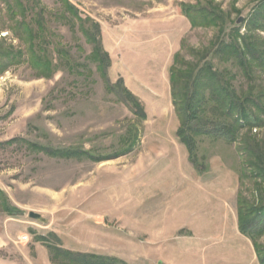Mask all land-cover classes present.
<instances>
[{
  "label": "rangeland",
  "instance_id": "1",
  "mask_svg": "<svg viewBox=\"0 0 264 264\" xmlns=\"http://www.w3.org/2000/svg\"><path fill=\"white\" fill-rule=\"evenodd\" d=\"M96 23L105 72L85 34ZM257 24L264 0H0V264H261L238 215L240 196L264 198V162L241 149L249 140L264 154ZM232 34L262 52L250 77L216 51ZM32 46L50 72L33 64ZM206 61L262 103L237 142L197 138L200 172L178 137L170 77ZM257 244L264 254V232Z\"/></svg>",
  "mask_w": 264,
  "mask_h": 264
},
{
  "label": "trees",
  "instance_id": "2",
  "mask_svg": "<svg viewBox=\"0 0 264 264\" xmlns=\"http://www.w3.org/2000/svg\"><path fill=\"white\" fill-rule=\"evenodd\" d=\"M66 7L75 17L80 18L78 10L69 4V2H66ZM203 19L206 18L203 16ZM254 28L264 29V24H257ZM93 31L86 30L85 34L91 42L95 43V59L100 63L102 70L105 72L110 66L111 60L109 54L103 49L102 40L100 39V24L96 23L93 26ZM36 37L35 33H33L31 41L36 40ZM233 37L235 42L222 41V43L218 44L216 51L223 49L227 55V59H234L244 73L250 77L252 68L250 57H252V52L254 53L255 51V55L253 56L255 60L260 58L259 56H261L260 54L262 52L257 50L259 56L257 55L256 48H252L249 38H244L242 45H240L239 39L235 37V34ZM34 49L35 46H32L30 49L33 64L38 69H42L41 71L45 69L50 72L53 65L52 59H49L48 56L37 54ZM177 61L179 63L178 56H176L175 64H177ZM170 82L175 110L181 122L178 137L187 146L190 160L200 172H204L206 165L199 160L197 138H223L229 143H235L239 138L241 130L248 127L251 128L253 123L256 124L255 122H258V117L255 116L252 110L254 106L261 105V97L259 95H257L258 97L247 95L244 98L238 96L230 87V83H227L224 73L222 74L217 71L211 62L206 61L202 66L200 64H192L186 70L174 66L171 68ZM124 92L127 96L126 102L133 103L132 106L136 114L146 119L147 112L142 101L123 87ZM208 104H211L210 108H213L214 114H216L213 117L214 119L206 118L205 113L207 112ZM241 142L244 143L241 149L247 154L257 156L258 160L260 156L262 161H259L263 165L264 154H262V151L255 153V150L251 146L253 144L249 140L242 139ZM238 215L240 231L254 242L259 254L260 263L264 264V254L261 253V249L257 244V236L262 235L264 232V198L252 206L240 196L238 201ZM65 256L72 263H79L81 261L72 256V254H66ZM83 256L94 257L91 255ZM98 259L100 262L96 260H91V262L93 264H106L107 262L103 259L110 258L97 257Z\"/></svg>",
  "mask_w": 264,
  "mask_h": 264
},
{
  "label": "water",
  "instance_id": "3",
  "mask_svg": "<svg viewBox=\"0 0 264 264\" xmlns=\"http://www.w3.org/2000/svg\"><path fill=\"white\" fill-rule=\"evenodd\" d=\"M30 216L33 217V218H39L40 215L35 213V212H31Z\"/></svg>",
  "mask_w": 264,
  "mask_h": 264
},
{
  "label": "built area",
  "instance_id": "4",
  "mask_svg": "<svg viewBox=\"0 0 264 264\" xmlns=\"http://www.w3.org/2000/svg\"><path fill=\"white\" fill-rule=\"evenodd\" d=\"M22 240L28 241L29 240V235L28 234H24L22 236Z\"/></svg>",
  "mask_w": 264,
  "mask_h": 264
}]
</instances>
